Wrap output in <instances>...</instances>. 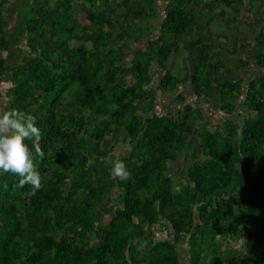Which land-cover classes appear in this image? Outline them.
<instances>
[{
    "label": "trees",
    "instance_id": "16d2710c",
    "mask_svg": "<svg viewBox=\"0 0 264 264\" xmlns=\"http://www.w3.org/2000/svg\"><path fill=\"white\" fill-rule=\"evenodd\" d=\"M4 1L0 111L37 117L45 157L35 195L0 174V264H185L184 244L186 264H264V23L247 82L233 77L250 65L238 39L220 43L246 1L164 0L157 36L160 0ZM158 92L178 93L180 109L157 113ZM204 104L246 116L210 129ZM116 159L129 179L113 177Z\"/></svg>",
    "mask_w": 264,
    "mask_h": 264
},
{
    "label": "rangeland",
    "instance_id": "374dc122",
    "mask_svg": "<svg viewBox=\"0 0 264 264\" xmlns=\"http://www.w3.org/2000/svg\"><path fill=\"white\" fill-rule=\"evenodd\" d=\"M83 0H78L79 3H82ZM246 3L242 8V16L239 19V24L235 26V30L231 32H227L226 34V39L222 38L220 39V43L226 48V49H232V45L234 43L235 39H238V46H239V52L236 57L242 58L246 60L247 62L250 63L248 68L242 71L240 75L234 74V78H239L245 80L247 82L250 78H254L258 76L260 73L257 72L256 67H254L251 63V43L253 41L254 35L258 32V30L262 27V24L264 23V13L262 10H260L261 3L258 5L257 9L254 12H250V10L247 7L248 0H245ZM12 0H5L4 5L5 7H11L12 5ZM169 2H165L164 0L159 1V11L160 15L159 18L151 23V29H153V36L160 35V27L162 24V21L164 19V14H165V6L168 5ZM83 16H86V13L83 14ZM9 28H13V25L11 24ZM219 28H215L214 30L217 31ZM159 37V36H158ZM227 39H229L227 42ZM227 53L222 54V59L226 57ZM235 57V56H234ZM131 59V58H129ZM235 61L233 63H229L230 68H234L236 66V59L234 58ZM184 61L182 60L181 57H173L170 62L168 63V67L174 69L175 72H183V64ZM159 69L154 68L152 71V77H153V83L150 86V88H156L158 81H159ZM10 89V84L8 83H1L0 84V91L3 94V101H1L2 105L0 106L1 108L6 105L5 103L8 101L6 99L8 90ZM181 92L184 94V96L187 97L188 103H193L194 98H192V94L190 93L189 90H181ZM178 96V93H167V94H161L157 93V100H158V106L156 108V112L160 114H173L177 112L180 109L179 103L176 101V97ZM4 101H6L4 103ZM239 107V106H238ZM203 112L206 114V125L209 128L215 129L218 127V124L221 123L223 120H226L225 118L228 119H235V121H239L238 114L245 117L246 112L243 111L242 109L238 108V112L235 114H232L231 116L225 115L224 113L222 114L220 111H216V109L209 104H204L203 105ZM2 113V111H0ZM200 126H203L204 124H199ZM127 152L126 147H119L117 149L116 155L118 157L123 156ZM116 196L113 195L112 198L114 200ZM106 219V218H105ZM168 232L165 230H161L159 233V238L164 239L166 238ZM232 246H234L239 252L243 249V244L242 242L238 243H233ZM186 251V245L181 247V259H186L187 254L185 253Z\"/></svg>",
    "mask_w": 264,
    "mask_h": 264
},
{
    "label": "clouds",
    "instance_id": "9594fccd",
    "mask_svg": "<svg viewBox=\"0 0 264 264\" xmlns=\"http://www.w3.org/2000/svg\"><path fill=\"white\" fill-rule=\"evenodd\" d=\"M26 141H32L30 148ZM41 129L37 126V117L17 108L0 113V174L17 176V188L30 185L32 195L42 187V177L37 168V161L43 160L45 152L40 146ZM34 149V150H33ZM87 166L91 167L95 160L89 157ZM114 178L121 181L130 178L131 173L122 160L112 162ZM8 185L4 184L7 189Z\"/></svg>",
    "mask_w": 264,
    "mask_h": 264
},
{
    "label": "flooded vegetation",
    "instance_id": "af4514ba",
    "mask_svg": "<svg viewBox=\"0 0 264 264\" xmlns=\"http://www.w3.org/2000/svg\"><path fill=\"white\" fill-rule=\"evenodd\" d=\"M210 129H213V128H210ZM183 261L185 262V264L187 263V260L186 259H184Z\"/></svg>",
    "mask_w": 264,
    "mask_h": 264
}]
</instances>
